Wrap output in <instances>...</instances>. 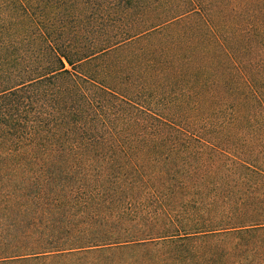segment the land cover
Masks as SVG:
<instances>
[{
  "label": "trees",
  "instance_id": "1",
  "mask_svg": "<svg viewBox=\"0 0 264 264\" xmlns=\"http://www.w3.org/2000/svg\"><path fill=\"white\" fill-rule=\"evenodd\" d=\"M0 264H264V0H0Z\"/></svg>",
  "mask_w": 264,
  "mask_h": 264
}]
</instances>
